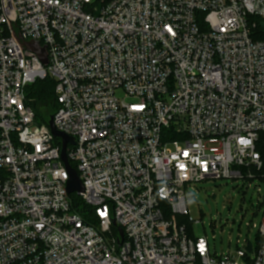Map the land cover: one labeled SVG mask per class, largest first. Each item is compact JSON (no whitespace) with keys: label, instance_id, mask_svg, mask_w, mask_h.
<instances>
[{"label":"built area","instance_id":"2783aa9c","mask_svg":"<svg viewBox=\"0 0 264 264\" xmlns=\"http://www.w3.org/2000/svg\"><path fill=\"white\" fill-rule=\"evenodd\" d=\"M263 19L264 0H0V264H240L178 219L200 224L197 184L262 168ZM46 78L89 221L27 104Z\"/></svg>","mask_w":264,"mask_h":264},{"label":"rangeland","instance_id":"374dc122","mask_svg":"<svg viewBox=\"0 0 264 264\" xmlns=\"http://www.w3.org/2000/svg\"><path fill=\"white\" fill-rule=\"evenodd\" d=\"M191 192L189 215L200 221L190 225L193 236L206 238L210 250L218 256L235 253L239 241L238 246L247 255L239 262L250 264L258 240L264 244V237L259 235L264 220V204H260L264 182L257 178L220 179L199 183ZM71 195L80 201L76 193Z\"/></svg>","mask_w":264,"mask_h":264},{"label":"trees","instance_id":"16d2710c","mask_svg":"<svg viewBox=\"0 0 264 264\" xmlns=\"http://www.w3.org/2000/svg\"><path fill=\"white\" fill-rule=\"evenodd\" d=\"M254 38L255 39H264V19L259 20L257 22V26L254 29ZM54 87L55 82L51 78H46L43 80H37L35 83L30 85L25 90V97L27 100V104L34 110L36 115V121L37 123H44L47 124L49 119L52 117L53 113L55 112L56 108V102L54 97ZM257 151L261 155L262 160V168L257 172L255 168H243L242 172L246 173L248 170L252 171L253 175L264 182V132L260 133V137L258 140V143L256 145ZM71 166L74 168V165L71 164ZM71 199L74 204V208L80 212L84 218H86V221H89L88 215H87V209L84 206H81V202L73 198V195H71ZM260 204H264V201ZM178 222L180 224H184L186 226L187 232L190 236H193L191 231L192 223L188 222L187 218H179ZM261 242L258 240L255 247L260 245Z\"/></svg>","mask_w":264,"mask_h":264},{"label":"water","instance_id":"95a60500","mask_svg":"<svg viewBox=\"0 0 264 264\" xmlns=\"http://www.w3.org/2000/svg\"><path fill=\"white\" fill-rule=\"evenodd\" d=\"M26 47L38 55L42 64L44 65L48 64L47 54L44 48H39L37 46V43L28 44ZM48 127L54 138H60L62 140L61 160L64 163L67 169V172L69 174V180L67 181V184H66V191L69 195L74 194V193L79 194L83 191L82 183L77 175V172L74 169H72L71 166L69 165V162L66 157L67 144L74 145L75 141L73 138L64 135L63 133L59 132L55 128L54 123H53V117L49 119ZM118 230H119L120 236L122 237L123 231L120 228Z\"/></svg>","mask_w":264,"mask_h":264}]
</instances>
